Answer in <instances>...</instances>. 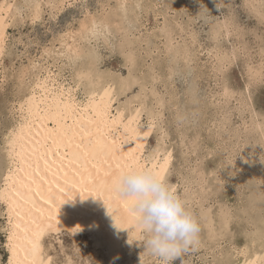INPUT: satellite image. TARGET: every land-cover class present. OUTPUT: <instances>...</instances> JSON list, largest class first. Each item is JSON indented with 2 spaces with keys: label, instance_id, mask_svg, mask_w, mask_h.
I'll return each mask as SVG.
<instances>
[{
  "label": "rangeland",
  "instance_id": "rangeland-1",
  "mask_svg": "<svg viewBox=\"0 0 264 264\" xmlns=\"http://www.w3.org/2000/svg\"><path fill=\"white\" fill-rule=\"evenodd\" d=\"M11 1L18 7V14L8 29V47L3 60L8 66V78L0 81V154L4 134L15 122L12 102L29 88L16 75L20 67L27 66L30 60L44 62L47 59L44 49L57 51L63 34L76 30L85 18L95 16L98 40L89 41L85 33L82 39L76 38L88 49L97 47L98 69L109 70L107 73H115L132 83L116 92V105L128 108L141 101L146 106L144 121L151 111L160 116L146 151L153 153L162 140L166 147L170 145L167 179L176 184L179 196L200 225L197 245L182 252L170 264H223V259L231 264L235 260L232 249L251 240L254 224H263L256 215L261 210L264 212V204L253 209L251 203L257 188L264 191V0H64L62 10L47 3L52 0H42V12L37 18L33 11L36 0ZM219 22L222 28L215 36ZM185 43L192 49L188 65L180 57L173 59L171 54V49ZM225 51L234 63L222 73L217 70L216 55ZM54 56L59 58L55 70L73 83L82 82L80 77H75L78 69L87 64L86 57L74 62L53 54L50 61ZM255 67H261L262 74L252 73ZM86 79L80 84V97L84 95ZM27 80L30 82L32 78L28 76ZM226 85L235 91L229 98L222 95ZM249 97H252L253 109L251 105L248 108ZM248 161L255 163L256 169L250 171L243 167L241 163ZM2 172L0 166V175ZM203 209L212 213L218 229L223 212L229 211L230 226L226 232L210 238L203 225ZM4 221L0 219V264L8 258L6 232L2 229ZM59 237L46 238V245L53 247L50 253H54V264H98L105 258L102 252L95 251L87 232H81L76 238L68 232ZM145 239L146 233L139 242L128 244L126 254L133 252L134 259H140L143 264H160V258L145 250Z\"/></svg>",
  "mask_w": 264,
  "mask_h": 264
},
{
  "label": "bare ground",
  "instance_id": "bare-ground-1",
  "mask_svg": "<svg viewBox=\"0 0 264 264\" xmlns=\"http://www.w3.org/2000/svg\"><path fill=\"white\" fill-rule=\"evenodd\" d=\"M47 3H53L54 9H61L65 2L52 0ZM17 10L18 7L11 0H0V81L8 78V66L4 65L3 60L6 58L8 47V29L13 24L12 19L15 18ZM33 11L37 18L42 12V0L35 1ZM97 22V18L91 16L82 20L76 30L72 32L68 30L69 32L63 35L61 33L63 37L61 47L57 51L56 48L44 49L47 54L44 62L30 60L31 62L27 66L25 64L22 69L21 66L20 72L16 74L27 82L29 88L23 96L16 95L19 97L18 100H12L10 107L15 113V122L4 134L2 147L4 159L0 154V166L3 169L0 175V219L5 220L2 229L6 232L5 248L8 255L7 262L3 264H54L52 256L54 253H50L53 247L46 245V238L49 236L60 238L59 235L65 232L75 238L81 232H87L95 251L102 252V256L104 254L105 258L98 264H143L140 259H134L133 252L126 254L127 245L135 241L139 242L145 232L131 210V202L118 195L115 178L128 170L147 169L173 186L179 196L176 184L167 179L168 165L171 161L170 145L166 147L162 140L155 147L156 149L154 148L153 153L148 154L146 151L159 115L151 111L144 121L143 113L146 106H142L141 101L137 106L132 104L128 108L116 105V92L121 88L127 89L132 83L120 75L107 73L109 70L103 72L102 69H98L97 47L88 49L80 44L84 33L88 35L89 41L98 40ZM224 22L227 23V20ZM221 28L222 24L219 22L214 30L215 36L220 33ZM76 36H80L81 39H77ZM170 41L172 43V40ZM171 52L173 59L180 57L185 60L184 63L190 64L192 49L187 43L185 46L171 49ZM53 54L74 62L86 57L87 64L78 69L79 72L75 77L76 79L80 77L79 80L82 82L84 77L87 78L83 96H79L82 82H78L73 77L74 81L76 80L73 83L68 77L65 79L60 71L54 69L59 58L54 56L55 60L50 61ZM216 57L218 72L224 73L234 63L233 58L226 51L217 54ZM253 72L257 76L262 74L261 67H255ZM28 76L32 78L30 82L27 80ZM16 80L18 81V78ZM234 92L226 85L222 95L229 98ZM249 98L250 102L247 105L248 108L250 105L252 108V97ZM257 125L261 123L257 122ZM241 164L247 170L256 169L255 163L248 161ZM251 164L254 166L252 167ZM240 166L242 168V165ZM253 196L251 203L253 209L264 204V191L261 192L257 188ZM191 198L192 196H189V199ZM256 200L258 202L254 203ZM206 210L203 209L201 213L204 214L202 220L203 225L208 229L209 235H207L210 238L220 236L219 234L230 226V212H223V222L221 221L218 229L212 213ZM260 212L256 216L263 226L254 224L251 240L243 246L232 249L235 260L231 264H264V212L263 210ZM157 259L159 260V257ZM222 263L229 264L228 260L224 259Z\"/></svg>",
  "mask_w": 264,
  "mask_h": 264
},
{
  "label": "clouds",
  "instance_id": "clouds-1",
  "mask_svg": "<svg viewBox=\"0 0 264 264\" xmlns=\"http://www.w3.org/2000/svg\"><path fill=\"white\" fill-rule=\"evenodd\" d=\"M118 195L129 200L146 233L145 250L170 262L198 243L200 225L173 186L150 170L136 168L115 178Z\"/></svg>",
  "mask_w": 264,
  "mask_h": 264
}]
</instances>
